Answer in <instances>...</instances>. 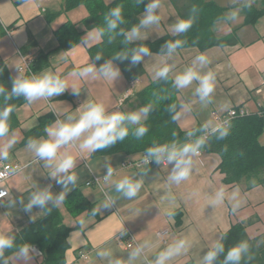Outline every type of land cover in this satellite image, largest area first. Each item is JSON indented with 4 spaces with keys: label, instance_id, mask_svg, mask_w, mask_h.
<instances>
[{
    "label": "crops",
    "instance_id": "obj_1",
    "mask_svg": "<svg viewBox=\"0 0 264 264\" xmlns=\"http://www.w3.org/2000/svg\"><path fill=\"white\" fill-rule=\"evenodd\" d=\"M102 1L111 4L115 0ZM51 2L0 0V59L7 61L15 78L26 77L18 70L19 50L31 52L36 59H40L37 74L59 69L63 76L93 61L89 48L99 43L102 36L90 43H81L87 32L92 30L86 29L81 22L88 14L87 8L81 5L58 13L62 8V0L55 4ZM218 4L228 9L226 16L215 22L212 29L219 39L235 37L234 43L215 45L205 50L188 46L171 54L151 52L141 61L146 70L145 75L133 81H128L121 67L114 62L121 69V75L115 81L97 73L94 77H85L78 82L82 90L78 96L69 89L51 99H39L32 103L26 100L16 110L19 124L10 131V136H14L17 142L9 150L8 158L0 159V165L5 162L19 164L21 168L14 171L5 182L9 196L0 200V235L15 236L44 217L46 210L33 208L31 213H25L23 207L33 193L45 189L54 195L66 191L67 196L79 190L95 207L102 205L108 198L116 200L111 208H101L92 216L88 211L72 214L64 199L59 208L71 231L60 264H115L117 260L121 264H155L161 251L181 239L188 242L187 251L166 261V264H185L189 261L202 264L206 252L214 248L235 223L247 222L246 231L250 237L264 234V186L256 184V181H251V184L227 183V174L219 168L220 155L206 151L204 146L199 155L191 157L193 163L189 178L176 184L169 180L172 164L140 169L124 165L128 160L141 157L144 152L101 154L96 151L85 158L81 156L78 141L58 152V158L65 152L77 158L73 169L78 177L77 182L66 189L51 177L52 166L37 158L27 146L29 132L42 124L44 133L33 139H47L45 129L51 128L57 119L63 120L69 114H76L80 106L79 111H82V104L86 101L102 102L109 112L130 113L139 110L143 106L136 93L159 78L156 72L160 68L169 66V74L174 81L175 76L190 67L199 54H206L211 61L203 68L197 67L201 72L212 70L216 73L215 90L209 102L202 100L196 93L197 81L178 89L181 102L175 111V118L183 129L203 126L215 130L219 124L218 116H224L232 107H242L249 114L264 117V91H258L264 88V14L250 22L243 8L259 7L261 3L229 0ZM48 14L51 15L50 19ZM144 14L141 13L140 19ZM158 14L161 16L159 24L141 29L146 38L131 42L154 41L165 35L176 36L171 27L181 16L173 2L161 0ZM67 21L82 32L74 47L69 49L61 46L57 33ZM65 56L67 62L63 59ZM129 89L132 95L122 102ZM7 139L0 138V146L7 143ZM194 141L191 139L189 143ZM184 144L179 142L173 145L179 148ZM109 167L113 175L106 180ZM93 176L101 178V186L87 185ZM124 177L142 181L140 191L132 199L124 198L115 191V183ZM221 190L223 200L213 205ZM31 216L36 219H30ZM81 220L84 221L83 225ZM121 224L124 229H130L138 246H127L128 235L116 231ZM162 230L169 231L161 237L158 232ZM33 248L35 252L30 253L32 258L29 261L18 257V249H5L0 256V264H47L42 251ZM136 249L140 251L130 261L131 253ZM81 253L86 257H80ZM99 253L107 255L101 256Z\"/></svg>",
    "mask_w": 264,
    "mask_h": 264
},
{
    "label": "trees",
    "instance_id": "obj_2",
    "mask_svg": "<svg viewBox=\"0 0 264 264\" xmlns=\"http://www.w3.org/2000/svg\"><path fill=\"white\" fill-rule=\"evenodd\" d=\"M177 8L181 18L193 19L192 27L184 33L176 36L165 35L154 41L129 42L126 43V36L121 34L127 33L133 26L139 25L140 15L144 12L145 5L149 0H115L111 4H105L102 0H62L61 9L58 13L72 10L78 6H85L88 14L81 21L86 29L104 27V18L108 12L120 6L123 10V23L119 25L114 33H106L102 40L89 48L92 60L99 53L102 55L97 65L112 59L118 51L123 52L142 45L150 48L151 52L169 53L167 43L174 42L177 39L183 40V47L197 46L205 50L215 45L231 44L236 38L229 36L225 39H219L212 27L215 22L226 16L227 7H221L215 1L208 0H171ZM247 13V21L253 22L259 16L264 14V0L261 6H244ZM49 19L51 15L48 14ZM57 33L61 40V46L65 49L71 48L81 36L75 25L65 22ZM179 48V49H181ZM177 49V50H179ZM121 67L128 81H133L145 75L146 70L140 62L134 66L129 61H114ZM40 59H36L33 69L37 72L40 67ZM26 77H30L27 76ZM14 75L11 73L7 61L0 59V85L8 88L12 87ZM136 97L142 106L151 105L152 110L149 112L145 121L141 122L148 128V132L140 139H137L133 133L136 127L140 125H130L129 135L116 144L105 149L98 150L101 154H111L115 152H126L128 154L146 153L149 147L167 145L184 142L189 143L191 138L203 139L206 151L217 153L221 157L219 168L227 174V183L234 185L241 182L256 181V184L264 186V144L261 143L260 137L264 131V117L259 114H249L239 116L229 124V134L219 139V132L212 131L207 138H204L205 128L197 126L188 130L183 129L175 118V111L180 105L179 91L174 86V81L170 74L166 78L153 80L136 93ZM26 100L23 97H15L11 100H5L0 96V108L10 106L14 110L10 117V131L19 124L16 110L23 105ZM48 118L45 119V123ZM44 124V120H43ZM42 124L36 127L27 135L28 139H33L42 135ZM69 211L72 214L88 211L91 212L96 208L94 203L88 200L79 190L74 191L65 198ZM49 209L43 218L30 224L28 227L17 233L14 247L6 249L11 251L29 244L37 245L45 255L47 264H60L63 257L68 236L71 227L64 220L59 207L48 206ZM247 222H239L223 234L219 243H223L225 254L229 248L241 241L247 242L249 250L242 259L241 264H264V234L258 237H250L246 231ZM218 256L215 264H223L224 255ZM185 264H195L189 261Z\"/></svg>",
    "mask_w": 264,
    "mask_h": 264
},
{
    "label": "clouds",
    "instance_id": "obj_3",
    "mask_svg": "<svg viewBox=\"0 0 264 264\" xmlns=\"http://www.w3.org/2000/svg\"><path fill=\"white\" fill-rule=\"evenodd\" d=\"M143 2V0H139ZM161 7V0H150L145 5L144 16L140 20L139 25L133 26L126 34L121 30V34L126 36V43L136 39H145L141 29L159 24L161 16L158 14V9ZM123 10L120 6L112 8L104 18V27L94 28L87 32L81 43H90L93 39L105 35L106 33H114L123 21ZM193 24V19H178L171 27L174 34L179 35L187 32ZM185 42L177 39L174 42H168L166 47L171 54L177 49L181 48ZM74 47V45L72 46ZM150 48L142 45L123 52H116L112 59L105 61L97 67L96 61H100L101 54L95 56L90 64L83 67H78L69 71L66 75H61V71L48 70L40 74L30 77L14 78L12 87L8 88L0 85V96L5 100H11L15 97H23L28 103H32L39 99H51L60 96L67 90L71 89L72 94L78 96L81 87L79 81L85 77L95 76L97 73L110 81H115L121 75V69L114 63V61H129L130 65L139 64L144 57L150 56ZM67 62V57H63ZM206 54L197 55L190 67L185 69L182 73L177 74L174 79V86L178 89L186 88L191 85L193 81L198 82L196 93L202 100H208L215 90L216 73L212 70L201 72L199 68L210 64ZM199 66V68L197 67ZM19 70V69H18ZM171 71L169 66L160 68L156 72L159 78H166ZM83 110L76 114H69L65 119H57L51 128L45 129L47 132V139H29L28 148L34 151L35 156L40 160L46 161L52 166L51 177L55 179L56 183L62 185L65 189L68 185H75L77 182V174L73 170L75 168L77 158L65 152L58 158V152L61 148L69 146L79 141V150L82 157H89L98 150L105 149L116 144L118 141H123L128 135L130 125H140L135 128L133 135L140 139L147 132L148 128L141 124V121L146 119L149 112L152 110L151 105L144 106L137 111L130 113H121L119 111L109 112L102 102H85L82 104ZM10 106L0 108V138H8L7 143L0 146V159H7L9 150L15 145L16 138L10 136V117L13 112ZM215 131L219 132V139L225 138L229 134V127L218 126ZM205 141L197 139L192 143H186L177 148L175 145L171 147L167 145L149 147L146 151L144 163H150L154 160L156 163L172 164V173L169 180L176 184L189 178L192 172L191 157L199 155L200 149L203 147ZM166 158V159H165ZM113 175L112 168L107 169L105 179H110ZM142 187V181L134 180L130 177H124L115 183V191L120 193L124 198L132 199L137 196ZM7 195L6 191H0V198ZM67 196L66 191H61L59 194H53L51 191L45 189L35 192L31 195L29 202L24 205L23 211L31 213L33 208L41 210L49 209L48 205L52 207H59ZM223 200V191L217 193V199L212 203L215 205ZM21 203L23 201L21 200ZM116 203L113 198H108L99 207L93 208L91 215L95 216L101 208L107 210ZM171 216L172 214L169 213ZM30 219L35 220V216ZM80 223L83 225L84 221ZM116 231H120L121 235L126 234L123 224H121ZM15 238L11 235H0V256L3 255L5 249L14 247ZM188 242L184 239L176 241L169 245L165 250L161 251L155 260V264H166V261L178 256L187 251ZM249 250V245L245 241H241L229 248L225 254V247L223 243H217L214 248L209 249L202 258V264H215L218 256L224 255L223 264H241L242 259L246 256ZM140 249H136L131 253L130 261L136 257ZM35 249L32 245L25 244L18 249V257L25 261L31 260L30 253H34ZM104 256L107 253H99ZM115 264H121V261H115Z\"/></svg>",
    "mask_w": 264,
    "mask_h": 264
},
{
    "label": "built area",
    "instance_id": "obj_4",
    "mask_svg": "<svg viewBox=\"0 0 264 264\" xmlns=\"http://www.w3.org/2000/svg\"><path fill=\"white\" fill-rule=\"evenodd\" d=\"M19 54H20V58H21V63L19 65V71L26 74L27 76L37 75V72L33 69V65L35 63L36 57L31 52L25 53L21 50H19ZM258 91L263 92L264 88H260ZM131 94H132V91H131V89H129L127 91L126 96L122 99V102ZM246 115H249V111L246 110L245 108L232 107L229 109L227 114H225L224 116H218V119H219L218 126H229V124L232 122L233 119H235L239 116H246ZM212 131H215V130L205 128L204 138L206 139L207 136ZM191 139H193V138H191ZM199 154H200V152H199ZM145 156H146V153H143L141 157L134 159V160H128L124 165L126 167L135 168V169H140V168H144L146 166H151V165H159L154 160H152V162H150V163H144ZM160 164L163 166L167 165V163H160ZM20 168H21V165H19V164H11V163L3 162L0 165V191H6L7 192V195L0 198V200H3L9 196V190L5 186V182L13 174L14 171H16ZM90 184H97V185L101 186V178L98 176H93V178L89 182H87V185H90ZM125 229H126V234L128 235L127 246L129 248L134 247V246H138L137 240L134 237L133 233L130 231V229L128 227H125ZM168 231L169 230H162V231H159L158 234L162 235L161 237H163L164 234H166ZM80 257H86V255L84 253H81Z\"/></svg>",
    "mask_w": 264,
    "mask_h": 264
},
{
    "label": "rangeland",
    "instance_id": "obj_5",
    "mask_svg": "<svg viewBox=\"0 0 264 264\" xmlns=\"http://www.w3.org/2000/svg\"><path fill=\"white\" fill-rule=\"evenodd\" d=\"M50 1H52L51 3H53V4H55L58 0H50ZM208 1H211V0H208ZM212 1H215L216 3H222V4H224V3H226L227 1H229V0H212ZM240 1H242V3H247V2H253V3H263V0H240ZM19 56H20V54H19ZM20 63H21V58H20ZM116 63V62H115ZM118 64V63H117ZM126 94H127V92H126ZM125 94V95H126ZM132 95V94H131ZM130 95V96H131ZM129 97V96H128ZM264 135V131H263V133H262V135H261V137ZM261 142L262 143H264V136L261 138Z\"/></svg>",
    "mask_w": 264,
    "mask_h": 264
},
{
    "label": "water",
    "instance_id": "obj_6",
    "mask_svg": "<svg viewBox=\"0 0 264 264\" xmlns=\"http://www.w3.org/2000/svg\"><path fill=\"white\" fill-rule=\"evenodd\" d=\"M34 247L38 248V246H37V245H34Z\"/></svg>",
    "mask_w": 264,
    "mask_h": 264
}]
</instances>
